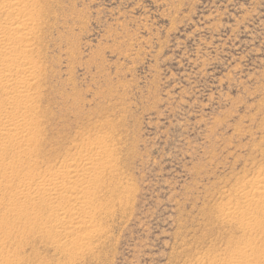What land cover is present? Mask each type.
Returning a JSON list of instances; mask_svg holds the SVG:
<instances>
[{
  "label": "rangeland",
  "instance_id": "374dc122",
  "mask_svg": "<svg viewBox=\"0 0 264 264\" xmlns=\"http://www.w3.org/2000/svg\"><path fill=\"white\" fill-rule=\"evenodd\" d=\"M37 1L28 113L6 108L35 152L0 163L37 174L104 147L111 176L85 248L20 223L0 264H238L250 249L245 264H264V201L249 228L224 218L264 177V0ZM0 183L1 218L23 200Z\"/></svg>",
  "mask_w": 264,
  "mask_h": 264
},
{
  "label": "bare ground",
  "instance_id": "6f19581e",
  "mask_svg": "<svg viewBox=\"0 0 264 264\" xmlns=\"http://www.w3.org/2000/svg\"><path fill=\"white\" fill-rule=\"evenodd\" d=\"M46 12L37 0H0V90L4 92V98H0V161L9 148L18 149L13 157L15 161L33 152L30 150L33 144L23 140L27 128L20 118L6 112V108L17 105L22 111L20 116L28 113L26 103L36 70L34 44ZM18 101H22L23 107ZM39 164L31 167L16 162L12 166L0 163V176L17 184L15 194L23 200H16L4 208L0 233H10L16 225L25 223L29 226L28 234L35 229H39L38 233L42 235L52 234L51 245L62 253L85 248L98 236L97 221L105 209L101 194L111 176L105 168L112 164L111 154L104 147H97L69 162L63 158L59 163L45 167L42 173L35 174L34 167L37 169ZM6 190L7 185L0 183V194ZM240 195L243 206L229 210L224 218L232 221L241 216L238 223L249 228L262 210L258 205L264 201V177L252 181L249 189L243 188ZM242 255L244 261L238 264H245L249 256L255 255L254 249L242 252Z\"/></svg>",
  "mask_w": 264,
  "mask_h": 264
}]
</instances>
